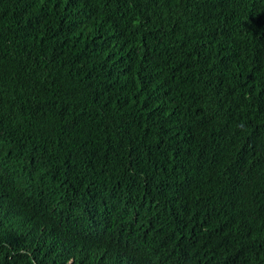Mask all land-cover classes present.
<instances>
[{
  "label": "trees",
  "instance_id": "1",
  "mask_svg": "<svg viewBox=\"0 0 264 264\" xmlns=\"http://www.w3.org/2000/svg\"><path fill=\"white\" fill-rule=\"evenodd\" d=\"M0 264H264V0H0Z\"/></svg>",
  "mask_w": 264,
  "mask_h": 264
}]
</instances>
